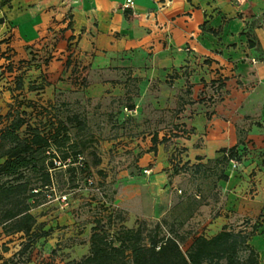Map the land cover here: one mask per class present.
<instances>
[{"label":"rangeland","instance_id":"1","mask_svg":"<svg viewBox=\"0 0 264 264\" xmlns=\"http://www.w3.org/2000/svg\"><path fill=\"white\" fill-rule=\"evenodd\" d=\"M13 1L16 8L18 0ZM11 49L14 61L18 63H30L27 61L45 57L42 55L37 58L35 56L40 55L34 52L21 57L14 48ZM54 51L56 54H52L53 59L46 73L47 79L52 81L57 78L61 71L60 63L63 62L56 46ZM129 56L127 54L126 57ZM135 61L140 62L137 58ZM19 68L21 70V66ZM16 70L14 72L7 67L0 75L1 117L16 105L18 97L22 99L20 96L23 94L16 92L20 79L17 78L20 70ZM38 73L30 72L25 78L23 85L27 90L26 95L34 99L37 107L49 102L56 104V110L61 111L62 118L67 113L84 116L88 128L81 137L92 139L93 142L83 157L89 164V170L84 173L78 169L75 175H71L65 173L63 167L62 172L59 170L53 175V190L44 191L36 200L31 211L37 219V227L43 224L42 231L50 230V234L33 245L31 252H39H36L30 264H64L68 260L87 255L94 219L111 210L121 214V223L128 228L135 227L138 219L150 225L164 223L165 233L172 226L179 240L183 239V251L188 249L197 234L208 230L209 226L210 233H213L223 223L231 229L246 231L259 225L251 244L260 254V264H264V208L256 214L258 208L255 205L258 202V205H264V182H258L260 186L256 183L260 178L258 172L264 170V153H246L236 169L228 165L223 167L204 158L203 168L197 171L198 162L192 158L200 149L193 146L190 152H184V147L174 139V135L181 132L182 114L185 112L186 118H192L198 113L191 107L187 109V106L193 104L190 97L192 86L188 81L183 85L177 84L171 76L150 83L125 74L116 81L114 79L116 85L109 84L103 88L94 85L99 79L93 71L88 86L79 90L72 86V89L65 92L57 90L58 93L48 87L41 98H37L30 88L36 87L32 83H36ZM47 79L37 82L43 85ZM82 81L81 76L78 84ZM105 90V95L96 97ZM62 103L66 106H62ZM26 109L31 111L30 108ZM5 122L6 119L0 120V128L4 127ZM186 127L187 132H192L191 127ZM156 133L159 139L165 136L170 138L166 143L158 145L155 154L148 151L152 146V136ZM72 134L76 135L75 130ZM187 134L183 135L191 138ZM239 137V143H250L241 132ZM212 140L211 137L205 139L207 144L204 153L209 156L214 153ZM200 141L201 138H194L191 142L197 145ZM95 158L100 159V164H94ZM244 165H253L247 174L243 170ZM224 172H228L233 179H245V195L235 198L222 196L218 176ZM233 201H239L252 216H240L239 210L234 209ZM191 208L194 211L192 217H189ZM26 241L28 238L21 233L5 235L0 228V262L20 250ZM28 257V254L12 256L10 264H28Z\"/></svg>","mask_w":264,"mask_h":264},{"label":"crops","instance_id":"2","mask_svg":"<svg viewBox=\"0 0 264 264\" xmlns=\"http://www.w3.org/2000/svg\"><path fill=\"white\" fill-rule=\"evenodd\" d=\"M127 1L18 0L15 8L12 0L0 12V65L8 37L18 56L55 55L56 46L63 61L75 39L83 64L90 65L88 78L94 71V85L103 88L125 74L151 83L176 72L177 84L192 86L187 109L198 112L192 118L182 114L191 138L176 140L187 152L200 149L192 159H215L220 149L240 144V132L255 154L264 153V0ZM208 137L212 156L204 153ZM194 138L202 141L196 145ZM243 167L247 174L253 165ZM227 174V181L218 182L222 196L245 195V179ZM258 178L262 184L264 170ZM238 202L233 205L239 215L252 216ZM258 203L256 214L264 208Z\"/></svg>","mask_w":264,"mask_h":264},{"label":"trees","instance_id":"3","mask_svg":"<svg viewBox=\"0 0 264 264\" xmlns=\"http://www.w3.org/2000/svg\"><path fill=\"white\" fill-rule=\"evenodd\" d=\"M11 1H0V12ZM0 23H4V18H0ZM10 38L3 41L6 46L3 52L4 63L0 65V75L7 67L15 72L16 69L20 70L21 66L20 74L17 76L20 79L16 92L23 95L20 96L22 99L17 98L16 105L5 116H0V120L6 119L4 127L0 128V228L5 235L21 233L28 238L22 248L12 256L28 254L27 263L30 264L39 252V250L31 252L33 245L50 234V230L42 231L43 224L37 227V219L31 211L35 207L36 200L44 191L53 190V175L59 170L62 172L63 167L65 168L63 171L71 175H75L78 169L84 173L89 170V164L83 157L93 141L81 137L88 128L84 116L79 113H67L62 118L61 111L56 110V104L51 102L37 107L34 99L26 95L27 90L23 82L30 72H39L35 78L36 83H32L33 86L36 84V87L30 88L37 98H41L48 87H52L54 93L68 91L72 86L79 90L88 86L87 71L90 65L83 64L78 54L77 41L71 39L66 49L67 56L62 63V72L56 81H52L50 78L47 79L46 73L53 59V53H49L41 60L27 61L30 63L15 62ZM176 74L173 72L168 77L173 76L174 80ZM81 76L84 85H81V82L78 84ZM41 79H47L43 85L37 82V80L43 82ZM62 106H66L65 103H62ZM26 108H30L31 111ZM185 128L184 124L180 125L181 132L174 135L175 141L185 138L184 133L190 134ZM73 130L76 132L75 136L72 134ZM168 138L170 136L159 139L158 134H154L148 152L156 154L158 145L166 143ZM183 150L187 151L185 147ZM253 152L254 147L251 142L240 143L220 149L218 156L209 159V162L232 167V160L240 163L243 155ZM203 159L204 157L200 156L195 158L198 162L197 171L203 168ZM94 164H100V159L95 158ZM228 178L227 172L218 176L219 181H227ZM193 211L194 209L191 208L189 217H192ZM121 222H123L121 214L112 210L106 215H98L91 228L88 254L80 259L68 260L64 264H260L261 262L260 254L251 244V239L256 235L259 225H254L251 231H246L231 229L224 223L213 233H210L209 226L208 230L197 234L188 249L183 251L181 248L183 239L179 240L172 226L165 233L162 222L150 225L147 221L138 219L136 226L131 228ZM110 229L114 230L109 231ZM11 257L4 258L0 264H10Z\"/></svg>","mask_w":264,"mask_h":264},{"label":"built area","instance_id":"4","mask_svg":"<svg viewBox=\"0 0 264 264\" xmlns=\"http://www.w3.org/2000/svg\"><path fill=\"white\" fill-rule=\"evenodd\" d=\"M240 1V0H239ZM128 3H130V0H128L127 1V4ZM231 165H232V167H233V169H236V168H238V165H240L237 161H235V160H232L231 161Z\"/></svg>","mask_w":264,"mask_h":264}]
</instances>
